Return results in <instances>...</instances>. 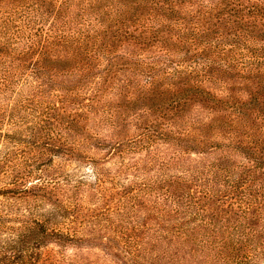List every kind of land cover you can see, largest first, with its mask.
Instances as JSON below:
<instances>
[{
    "label": "trees",
    "instance_id": "trees-1",
    "mask_svg": "<svg viewBox=\"0 0 264 264\" xmlns=\"http://www.w3.org/2000/svg\"><path fill=\"white\" fill-rule=\"evenodd\" d=\"M174 1L179 0H171V2L170 0H0V102L2 98L8 99L9 93L15 92L13 88L18 80L21 81L24 76L26 78L31 76L36 79L38 85L29 86L27 80L23 83L27 82L30 91H35H32L33 93L29 91L28 95L15 92L19 97L16 95L14 100L23 107L35 103L36 106L44 108L43 111L31 109V116L35 120L31 132L38 128L43 131L46 127L43 128V124H47L50 121L49 116L56 111L60 117L64 115L67 118H77L78 123L85 124L86 130L110 127L112 132H117L120 125L117 118L123 119L124 114L114 113L106 106L102 107L98 99H93L92 104H84L73 102V98L76 96L84 98L82 97L84 87L98 76L104 83H108L125 73L126 79L121 81L119 89L123 99H128L130 102L135 100L130 93L133 86L137 88L133 90L142 96L141 99L150 101L153 98H160L161 102L158 106H164L169 102V110L184 113L186 116L192 110V119L184 116L185 119L169 129V133L158 132L155 120L138 119L141 123L137 125L143 126L141 129L145 134L139 136L137 141L129 143L124 152L147 153L145 162L133 164L131 168L139 172V179H145L143 168L153 166L161 159L159 152H153L158 142L181 146L179 142L185 140L178 139L177 135L192 136V143L197 147L209 142L202 140L205 139L203 134L208 125L200 118L202 111L198 110L194 103L192 104V97L195 98L197 100L195 104L205 106L203 110L216 116L222 115L226 119V121L222 120L221 125L212 128L216 130L215 136L220 139L228 136L234 143L236 141L245 144L246 148L255 151L251 156L255 158L253 167L237 166L235 169H238L239 173L224 164L230 157L229 153L219 158L217 163L210 162L206 167L200 166L192 170L193 178L197 179V182L200 179L198 174L201 173L203 176L201 171L206 173L205 177L201 178V182L199 181L200 191L187 195L189 203L186 206L182 205V210L187 208L188 211L181 212V215L192 217L199 228L196 225L198 229L193 227L190 231L188 223L186 228L182 227L179 237L183 238H177V241L181 242H177V246H181L182 249L190 244L198 246L201 254L206 255L216 264H262L264 263V225L260 231L255 230L251 223L256 217L261 219V216H264V5L258 10L255 5L258 0H226L233 7L228 9V23L212 26L202 22H192V27H188L178 21H170L169 15H178ZM247 5L251 6L247 7ZM203 6L206 7L201 5L202 9ZM145 7L147 8L145 14H137ZM208 10L207 8L204 14L201 11L203 19L205 15L211 13ZM245 13L255 19L259 18L258 21L251 25L240 22L239 19H242ZM192 19L196 21L198 18L192 14ZM231 19H238L239 22ZM46 23L49 25L44 30L42 25ZM134 23L138 27L131 33L129 25ZM21 24L24 27L19 26ZM27 30L29 33L26 34ZM134 33L137 36L133 35ZM148 40L155 42L157 40L156 43L160 42L166 48L184 49L186 55L190 53L192 47V53L195 52L194 62L192 58L177 62L170 49L163 50L161 47L156 48L150 55H136L123 48L125 53L120 55L119 49L128 41L145 43ZM119 44L121 48L116 46ZM131 57L137 62L130 67ZM124 60L128 63L121 64ZM48 63L58 65L69 77L82 82L81 87L77 86L73 89L65 85L57 86L59 88L57 92L70 93L77 90L72 99L60 98L57 105L45 100L50 98L48 95L50 87L40 80V75H46L51 65ZM172 64L177 66L175 73H167L163 70L164 66ZM233 72L237 73L235 74L237 78L244 81L245 86L258 85L257 92L241 89L235 92L230 84L222 80L228 73ZM144 77L147 78L145 85L140 81ZM166 80H169L168 83L163 85V81ZM190 83L192 90H185L183 86ZM180 87L182 91H179ZM141 90L145 91V94L140 92ZM180 92H192L193 95L184 97L179 94ZM102 93L100 92L99 96ZM247 93L249 102L246 101ZM251 101L257 102L258 111L251 108ZM66 102L70 103L66 104L67 108L63 106L59 108ZM149 111L154 110L149 109ZM101 114L106 115L107 118L103 119ZM98 116L101 118L97 119ZM157 116H159L157 119H161L162 115ZM94 122L95 125L91 126ZM47 130L51 134L58 133L56 128ZM243 130L248 136L247 140L241 141L240 133ZM256 132L263 133V137H256ZM251 134L256 139L250 137ZM111 136L115 138L116 134ZM231 145L230 143V147ZM123 146V143L117 141L113 148L117 150ZM4 157L10 158L8 153ZM24 162L28 164L30 159ZM0 170L3 175L10 174L8 171ZM33 174L31 171L19 173L17 182L23 183ZM151 180L146 179L148 182ZM143 189L147 192L143 194L145 197H153L160 191L157 186L148 184H145ZM26 190L22 188L17 193L21 194ZM6 192L1 188L0 195L4 196ZM195 194L204 195L206 201L217 199V202L225 206L227 203L231 213L223 217L211 208L203 209L200 199L195 197ZM138 200L139 195L134 192L133 197L130 198L133 208ZM150 204L153 205V211L158 210V207L163 210L159 200L150 201L147 205ZM6 223V219L0 215V264H34L37 256L35 251L43 239L54 238L61 245L66 241H75V237L71 235L62 233L49 235L44 225L39 222L27 223V226L19 232L8 227ZM133 247L134 254H138V258L142 254H150L148 252L150 248L146 247L140 251L141 245L134 244ZM162 247L161 244L158 248L164 251ZM175 249L178 250V247ZM164 253L170 256L169 251ZM207 258L205 263L208 262Z\"/></svg>",
    "mask_w": 264,
    "mask_h": 264
},
{
    "label": "rangeland",
    "instance_id": "rangeland-1",
    "mask_svg": "<svg viewBox=\"0 0 264 264\" xmlns=\"http://www.w3.org/2000/svg\"><path fill=\"white\" fill-rule=\"evenodd\" d=\"M173 4L178 15H169L170 21H178L181 25L188 27H192V22H202L212 26L224 25L228 23V9L233 8L226 0H194L193 2L192 0H179L174 1ZM201 5H205L211 12L205 15L204 19L201 14H204L207 8L203 6L202 9ZM255 5L258 10L263 8L264 0L256 1ZM249 6L251 5H247V7ZM146 11L145 7L140 9L137 14L142 15ZM192 14L197 16L196 21L192 19ZM242 14L240 13V15ZM258 19L245 13L239 20L244 24L251 25ZM231 20L239 22L238 19ZM135 23L129 25L131 33L138 27ZM48 25L49 23H46L42 25V28L46 30ZM19 26L24 27L23 24ZM25 33L27 34L29 31L27 30ZM156 42L151 40L145 43L128 41L122 48L120 44L116 46L121 48L119 49L120 55L125 53L123 48L128 49L129 53H136V55H150L155 52L156 48L161 47L163 50L170 49L177 62L186 58H192V62H194L193 53L195 52L192 53V47L189 50L190 53L186 55L184 49L166 48L162 43ZM140 49L144 51H139ZM129 60L131 61L129 66L137 62L132 57ZM118 63H120L119 60ZM126 63L128 62L125 60L121 62V64ZM53 64L48 63L50 66L46 75H40V80L50 87L48 89L50 98L45 100L52 105H57L60 98L72 99L77 92V90L70 93L57 92L58 85L60 87L65 85L67 88L73 89L77 86L81 87L82 82L74 77H69L58 65ZM176 69L177 66L174 64L163 67L167 73H175ZM235 74L237 73H228L222 80L230 84L236 90L235 92H238L239 89L257 92L258 85L245 86L244 81L237 78ZM124 75L125 73H122L119 78L108 83H104L98 76L84 87L82 92L84 98H77V96L76 99L73 98V102L84 104H92L93 99H98L102 107L106 106L114 113L124 114L123 119L117 118L120 124L117 132H112L110 127L86 130L85 124L78 123L77 118H67L64 115L60 117L57 111L52 114L53 116H49L50 121L47 124H43V128L46 126L43 131L38 128L36 129L38 131L31 132L32 123L35 121L31 116V109L43 111L44 108L36 106L35 103H30L32 106L29 104L25 108L14 101L17 95L15 92L28 95L35 91H30L27 84L28 82L29 86L38 85L35 82L36 79L31 76L27 78L24 76L21 81L18 80L13 88L15 92L9 93L8 99L2 98L0 102V169L8 171L10 174L0 173V190L2 188L7 191L4 196L0 195V215L6 219L8 227L18 232L23 230L27 223L34 221L44 225L49 235L62 233L75 237V241H66L62 245L54 238L43 239L35 251L37 256L34 264H216L206 255L203 256L198 246L190 244L183 249L181 246H177V238L182 227L186 228L188 223L190 231L196 225L199 228V225L193 222L192 217L181 215V212L188 211L187 208L182 210V205L186 206L189 203L187 195L200 191L198 186L201 185V178H204L206 173L201 171L203 176L201 173L198 174L200 179L197 182V179L193 178L192 170L200 166L206 167L210 162L217 163V160L227 153L230 157L224 164L230 169L238 171L235 168L239 165L253 167L255 157L251 156L255 151L246 148L245 144H239L236 141L234 143L229 140L231 138L228 136L217 138L216 130L212 128L221 125L222 120L226 121V119L222 115L209 114V111L203 110L205 106L195 104L197 100L192 97V104L194 103L198 110L202 111L200 118L208 125L205 134H203L205 139L202 140H209V142L197 147L192 143V136L181 137L178 135V139L185 140V142H179L181 146L158 142L153 148V152H159V158L162 160L160 159L159 163H155L153 166L143 168L145 179H139V172L131 168L133 164L145 162L147 153L129 154L124 152L129 143L137 141L139 136L145 134L141 129L143 126L137 124L146 118L151 121L155 120L158 132L169 133V129L184 120L186 114L169 110V102L164 106H158V103L161 102L160 98H153L150 101L141 99L142 96L133 90L137 89L133 86L130 93L135 97V100L130 102L128 99H123L119 89L121 81L126 79ZM102 76H104L103 73ZM146 79L145 77L141 78V84L145 85ZM24 80H27L26 84L23 83ZM168 81H163V85ZM180 81L183 82V80ZM183 88L192 90V84L184 85ZM102 91L104 92L102 93ZM179 91H182L181 87ZM100 92L102 95L99 96ZM140 92L145 94L143 90ZM179 94L184 97L193 95L192 92H180ZM57 96L59 97L57 98ZM245 96L247 97L246 101L249 102L248 93ZM66 104L70 103L61 104L59 108L62 106L67 108ZM251 104V108L258 111L256 110L257 102L251 101ZM149 109L154 111L150 112ZM159 111L161 112L159 113ZM111 114L113 113L111 112ZM101 115L103 119L107 118L106 115ZM157 115H162L161 119H157L159 117ZM187 115L192 119V110ZM101 117L98 116L97 119ZM94 125L95 122L91 124V126ZM48 128H56L58 133H48ZM112 133L116 134L115 138L111 136ZM245 133V130L240 133L241 141L247 140L248 135ZM255 135L263 137V133L260 132H256ZM251 136L253 135L251 134ZM253 139L256 138L253 136ZM117 141L123 143L124 146L120 147L122 149L114 150L113 147ZM230 143L233 146L230 147ZM100 145L103 146L100 147ZM6 153L9 154V159L4 157ZM28 159L30 162L27 164L24 161ZM24 171H31L34 174L23 183L17 182L19 173ZM146 179L152 180L148 182ZM145 184L157 186L160 190L159 193L153 197L148 195L145 197L143 195L147 193L143 189ZM22 188L27 190L18 194L17 191ZM134 192L139 195V200L133 208L130 198L133 197ZM203 196L195 194V197L200 199L203 209L211 208L223 217L227 213H231L227 203L225 206L217 202V199L206 201ZM156 200L160 201L163 210L158 207V210L153 211V205H147L148 202ZM261 217V219L256 217L251 223L255 230H262L264 216ZM198 228L195 227V229ZM129 238L132 240L130 241ZM134 244L142 246L140 251L146 247L150 248L148 250L150 254H142L138 258V254H134ZM161 244L164 251L158 248ZM176 247L178 250L175 249ZM166 251H169L170 256L165 255ZM206 258L208 259L207 263H205Z\"/></svg>",
    "mask_w": 264,
    "mask_h": 264
}]
</instances>
